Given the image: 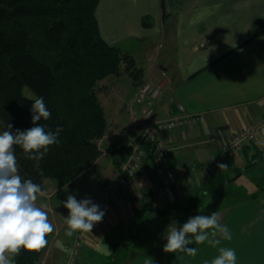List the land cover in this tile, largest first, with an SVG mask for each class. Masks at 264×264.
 Instances as JSON below:
<instances>
[{"label":"crops","instance_id":"obj_1","mask_svg":"<svg viewBox=\"0 0 264 264\" xmlns=\"http://www.w3.org/2000/svg\"><path fill=\"white\" fill-rule=\"evenodd\" d=\"M95 14L102 37L134 57L136 67L141 69L140 81L161 85L163 94L155 101L160 117L175 113L178 105H183L188 113L200 115L197 125L191 124L192 131L217 133L209 139L213 140L215 147L226 142L236 131L264 119V34L252 38L254 22L259 18L264 20V0H99ZM117 80L116 75H111L100 82L110 84L111 92L116 88ZM132 80L129 78L131 89L136 93L138 85L134 84L137 81ZM130 99L127 102L126 98H117L115 110L111 113L105 110L108 127L100 140L103 147L99 143L103 148L102 155L66 185L45 178V190L49 181L57 190L84 181L79 192L78 201H81L89 199L92 194L94 196L103 181L116 175L115 156L109 155L107 147L114 148L113 145L122 140L119 132L129 116L126 106L132 104L136 108ZM222 118L231 123V128H220ZM175 131L163 134L171 148L166 159L176 168L179 178L186 181L205 179V166L196 167L205 162L202 159L210 152L207 141L189 154L187 147L183 151L181 145L195 138V134L190 129ZM254 145L264 146V134L258 136ZM252 152L250 149L249 154ZM107 153L109 157L105 158ZM232 156L239 165L245 164L249 158L245 149ZM144 160L135 185L126 189L130 206L134 208L135 188L142 191L153 182L152 160ZM221 164L222 161H218V165ZM183 179L170 188V197L175 194L173 190H180ZM253 190L215 189L207 192L206 201L199 210H185L186 214L205 211L206 216L217 212L220 224L231 232V240H225L219 234L210 235V240H220V243L193 242L188 247L196 248L197 253L190 256L179 251L165 253L163 248L167 240L163 238L165 240L153 242L149 251L131 250L123 264H211L221 247L235 250L236 264H264V191L253 196ZM211 194L219 198L209 203ZM228 194L239 196V199L224 203L223 198ZM122 198L113 203L108 215L93 226L88 237L92 239L94 231H107L106 228L111 226L108 227L110 219L115 216L113 211L117 212L118 206L127 201L125 194ZM66 231L65 224L62 241L69 239ZM119 236L124 238L126 234ZM42 255L41 264H66L68 249L58 243L52 252L45 250Z\"/></svg>","mask_w":264,"mask_h":264},{"label":"trees","instance_id":"obj_2","mask_svg":"<svg viewBox=\"0 0 264 264\" xmlns=\"http://www.w3.org/2000/svg\"><path fill=\"white\" fill-rule=\"evenodd\" d=\"M98 3L99 0H0V127L5 131L11 124L13 133L33 127L31 108L35 99L43 97L51 118L37 124H44L46 131L63 129L59 143L51 145L38 162L14 146L19 175L40 185L42 191L45 178L66 185L99 157L97 142L107 131V120L95 90L98 81L117 74L123 61L131 68L130 74L141 70L133 57L124 55L118 46L102 37L95 14ZM254 23L252 38L264 34V20L259 18ZM25 87L35 97L27 96ZM243 149L249 157L246 166L224 160L225 168L193 186L185 210H199L207 192L232 182L230 173L240 176L256 166H260L261 173L252 195L264 191V146L245 144ZM113 152L119 167L130 148L124 143ZM147 158L154 168V155L149 153ZM132 208L133 217L138 219L149 213ZM150 212L161 216L155 210ZM127 244L117 245L107 256L108 264L125 262ZM44 249H22L13 264H38Z\"/></svg>","mask_w":264,"mask_h":264},{"label":"rangeland","instance_id":"obj_3","mask_svg":"<svg viewBox=\"0 0 264 264\" xmlns=\"http://www.w3.org/2000/svg\"><path fill=\"white\" fill-rule=\"evenodd\" d=\"M121 49V48H120ZM121 53H123L124 55H128L129 57H133L131 54L127 53V52H123V50L121 49ZM134 58V57H133ZM135 60V59H134ZM136 63V60H135ZM120 65V69L119 72L117 74H112V75H116V77L118 78L117 82V86L114 90H112L111 92L109 91V87L111 86L108 83H101L100 81H98L95 90L96 93L98 95V98L101 101L102 106H105V109L108 113H111L113 110H115L116 108V103L117 102V98H126L129 102V99L131 100V102L133 101V98L135 97L136 93L133 89H131V85L129 82V78L131 79L132 77V81H137L136 85L134 84V86H139L141 83H143L142 81H140L139 79V71L136 72L134 71L133 74H130V67L126 64L125 61H123ZM133 69V67H132ZM141 72V70H140ZM111 76V75H109ZM108 76V77H109ZM115 81V80H114ZM153 87H160L161 85L159 84H154L152 83ZM137 86V87H138ZM162 88V87H161ZM24 93L29 96V97H35V95L33 94V92L28 88L25 87L24 89ZM163 94V90L162 93L160 94V97ZM125 100V99H124ZM120 101V100H118ZM115 105V106H114ZM103 106V108H104ZM128 109V118L126 123L129 122V120L132 119V113L134 114L135 112H138L139 116L141 113V107L136 105V108L132 106V104H129L126 106ZM125 107V109H126ZM131 111H135V112H131ZM140 118H142V115H140ZM107 120V118H106ZM199 122V121H198ZM197 122V123H198ZM126 123H124L123 125L125 126ZM220 125H221V129H225V128H229L231 126V123H229V121H227L226 119L223 120V118L220 120ZM195 125H197L195 123ZM194 125V126H195ZM123 126V128H124ZM193 125H189L187 127H181L178 128L177 131L179 130H189L192 131ZM107 127H108V122H107ZM231 128V127H230ZM123 129L119 132L120 136L122 134ZM3 130L0 127V133H2ZM107 132V131H106ZM117 132V131H116ZM176 132V131H174ZM195 134H193V133ZM191 133L195 136V138H193L192 140H188L186 142L185 145H181L182 146V150L184 151V149L187 147V152L193 153L195 152L194 149H197L201 146L202 143H204V141H207L206 145L208 146V150L210 152H208L209 154L207 156L204 157V159H202L203 161H205L204 163H202V165H197L196 169H199L200 166H205L204 171V177H206L205 179H198V180H184L183 178H179V174H178V180L175 181V184L171 185L168 188V192L165 194V196H160L158 197V200H153L151 199V201L149 200H145L144 198H136V193L140 192L141 189H137L135 188V195H133L135 197V208L136 209H145L147 211H149V213L144 214L143 216H141L139 219L133 217L134 213H133V206H130L131 202L129 201V197L127 196V192L126 189L127 187L123 190V192L115 197L112 202L109 204V206L107 207V209H105L104 211V215L102 217V220L104 219V217H106L108 215V213L110 212L111 207L113 206V203H117L120 202L118 199H123L122 195L125 194L126 196V202H124V204H122V206H118V211L115 212L113 211V219H110V222L108 223V227L109 224L111 225L108 229L106 228V232H98V231H94V236L91 239L90 237H88V233L83 235V239H82V248L80 252L79 256H78V263L77 264H108L109 263V259L107 256H109L110 254H112L116 247H118L117 245H119L120 243L123 242H127L128 244L125 247V252L127 254H129L131 252V250H141L145 251V250H151L152 248V244L153 242H157L159 240L163 241L166 238V233L167 231L170 229V227L173 225L174 222H177L175 226H182L184 224L185 221H187L189 218L191 217H195L197 215H204V212H200V211H196V212H190L189 214L185 213V207L186 205H188L189 203V196L191 195V193H193V186L199 182H202L203 180H206L207 178H209L208 176L210 175H214L217 174L220 169L218 168V161H224L226 159H231L232 161H234V156L235 153L232 154H227L225 156H222L224 153L222 151V142L221 145L218 146H214L212 145V141L209 139H213L216 136V132L212 131V132H197L195 133V131H192ZM119 133L117 135H119ZM190 133V134H191ZM106 135V133L98 140V149L100 150V155L99 157L102 155L103 153V144L102 141L100 142V140H102L104 138V136ZM211 141V142H210ZM99 143H101L100 145L102 147H99ZM124 144V140L122 138V140L119 142V144L113 145L114 148H109V146L107 147V150H109V155L111 156H115L114 152L115 149L117 147H119L120 145ZM254 144V143H253ZM185 146V147H184ZM106 149V148H105ZM112 150V151H111ZM98 157V158H99ZM109 157L108 153L106 154L105 158ZM97 158V159H98ZM110 159V158H109ZM123 161H121L120 166L122 164ZM217 162V163H216ZM237 164V163H236ZM247 162L243 165L246 166ZM239 165V164H238ZM120 166L118 167V172L116 173V176H118L119 174V170H120ZM173 166V165H172ZM242 166V165H239ZM174 167V166H173ZM209 167V168H208ZM143 169V165L142 168ZM153 169V166L151 167L150 171ZM206 169V170H205ZM176 170V169H175ZM193 171V170H191ZM152 172V171H151ZM195 172V171H194ZM261 170H260V166H256L254 168L249 169L248 171H246L244 174H241L240 176H236L234 173H230V178H232V182H229L227 184V188L231 189V188H235L236 190L238 189H243L245 188L247 189H257V178L260 176ZM112 177V178H114ZM138 177V176H137ZM211 177V176H210ZM109 178L108 180L112 179ZM234 178V179H233ZM183 179V183L179 186V189H175L173 190L175 194H173V198L170 197V188L173 186H176L177 184H179ZM106 179V181H108ZM103 181L99 188V190L101 189V187L103 186V184L106 182ZM137 180H135L136 183ZM84 181H78V182H74L72 184H70L69 186H67L66 188L62 189V190H57L55 186V184H51V182H48V186H47V190H45L44 192H46V196L43 197H38L36 204L37 206L43 207L44 210L47 212L48 214V218L49 221L53 224L54 226V231L49 235L48 237V244L45 247L44 251L47 250L48 252H52L53 248L57 247L58 243H62V245L66 246V249H68V258H67V262L68 259L70 257V253H71V249H72V245L75 239V235H72L69 237V239H63L62 237V230L63 227L65 226V221H66V217L68 216V210L63 206L64 202L67 200V197L69 195L74 196L77 200L79 199V192L81 189V184ZM154 182V181H153ZM151 183L154 184V183ZM55 183V182H54ZM135 183H133L132 186H130V188H133V186L135 185ZM57 184V183H56ZM150 185V187H151ZM150 187H146L144 188V190L149 189ZM223 187V188H225ZM98 190V191H99ZM215 190V189H214ZM98 191H96V194L98 193ZM178 191V192H177ZM213 191V190H211ZM254 191V190H253ZM126 192V193H125ZM216 193H220V192H216ZM222 193H224L222 191ZM96 194L93 196V194L90 196V200H92ZM175 195V196H174ZM220 195V194H219ZM93 196V198H92ZM222 196H220L221 198ZM239 196L235 195H231L228 194L227 197H224L223 199H225L224 203H230V202H234V198L239 199ZM92 198V199H91ZM219 198V196H216V194H211L210 195V199H212L209 203L217 200ZM118 200V201H117ZM161 200V203H158ZM206 201V200H205ZM132 203V204H133ZM155 210L157 213H160L161 216H157L156 214H154V212H150ZM107 227V225H106ZM93 230V229H92ZM92 232V231H91ZM90 232V233H91ZM76 234V233H75ZM120 235L122 234H126V236L123 238H121ZM54 236V238H53ZM61 238V241H59V239ZM59 241V242H57ZM129 241V242H128ZM55 242V243H54ZM43 251V253H44ZM42 253V254H43ZM43 258V255H41V258L38 262V264H41V259ZM14 259V257L12 258ZM66 262V263H67Z\"/></svg>","mask_w":264,"mask_h":264},{"label":"clouds","instance_id":"obj_4","mask_svg":"<svg viewBox=\"0 0 264 264\" xmlns=\"http://www.w3.org/2000/svg\"><path fill=\"white\" fill-rule=\"evenodd\" d=\"M31 113L34 126L30 129H17L13 133L12 125L7 124V130L0 133V264H13L12 258L19 255L22 249L28 252L44 249L48 244V235L54 231L47 212L36 204L38 197L46 196V192L31 179L24 180L19 175L14 146H19L29 159L38 162L51 145L59 143L58 136L63 129L57 127L55 132L46 131L44 124H37L38 121L51 118L43 97L34 100ZM219 167L225 168L226 165L221 164ZM63 206L69 213L65 221V235L69 237L77 231L91 232L104 215L90 199L78 201L72 195L67 197ZM176 223L166 233L165 253L179 251L195 256L197 249L188 247L193 242L219 244L220 240L209 239L210 235L215 237L217 234L225 240L232 239L228 227L220 224L217 212L210 216L191 217L179 229ZM236 260L235 250L221 247L219 255L211 264H236Z\"/></svg>","mask_w":264,"mask_h":264},{"label":"built area","instance_id":"obj_5","mask_svg":"<svg viewBox=\"0 0 264 264\" xmlns=\"http://www.w3.org/2000/svg\"><path fill=\"white\" fill-rule=\"evenodd\" d=\"M161 93L162 88L153 87L151 82L145 81L137 87V93L132 102L141 107L140 115L142 118L140 115L137 116L138 112L131 111L135 113H132V119L126 123L121 134L124 143L130 148V153L126 160H122L118 176L106 181L91 200L103 212L126 187L135 183L142 170L144 159H147L149 153L155 157V166L151 170L154 184L149 189L136 193V198L157 201L158 197L165 196L168 188L178 180L176 168L166 159L171 148L163 134L197 123L200 120V115L190 114L183 105H178L175 113L160 117L157 114L155 101L160 98ZM262 134H264V119L252 122L236 131L231 138L222 143L224 153L222 156L242 150L245 144L257 142L258 136ZM86 233L90 232H76L70 257L66 264L78 263L83 235Z\"/></svg>","mask_w":264,"mask_h":264},{"label":"water","instance_id":"obj_6","mask_svg":"<svg viewBox=\"0 0 264 264\" xmlns=\"http://www.w3.org/2000/svg\"><path fill=\"white\" fill-rule=\"evenodd\" d=\"M238 177V176H237Z\"/></svg>","mask_w":264,"mask_h":264}]
</instances>
